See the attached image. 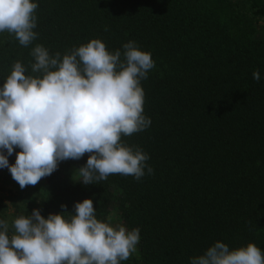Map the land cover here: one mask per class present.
Returning a JSON list of instances; mask_svg holds the SVG:
<instances>
[{
    "label": "trees",
    "instance_id": "16d2710c",
    "mask_svg": "<svg viewBox=\"0 0 264 264\" xmlns=\"http://www.w3.org/2000/svg\"><path fill=\"white\" fill-rule=\"evenodd\" d=\"M33 2L32 44L0 33V86L16 61L37 75L36 44L63 55L92 38L110 51L136 41L155 62L141 81L151 125L122 141L149 155L153 174L146 167L139 181L116 174L84 185L68 170L71 161L84 165L86 153L21 189L0 168V188L14 199L0 200V219L34 208L67 219L77 201L91 198L97 219L108 223L115 209L128 230H140L138 253L121 264H190L217 240L230 249L252 242L264 255V0Z\"/></svg>",
    "mask_w": 264,
    "mask_h": 264
},
{
    "label": "clouds",
    "instance_id": "9594fccd",
    "mask_svg": "<svg viewBox=\"0 0 264 264\" xmlns=\"http://www.w3.org/2000/svg\"><path fill=\"white\" fill-rule=\"evenodd\" d=\"M37 8L33 0H0V33L28 47L38 36ZM30 55L37 75H26L24 64L16 61L0 86V168H7L21 189L50 176L60 162L86 153L87 162L77 168L84 185L116 174L139 181L146 167L153 174L146 165L149 155L122 141L151 125L141 86L155 67L150 52L134 40L110 51L92 38L63 55H50L36 44ZM252 75L260 81L259 70ZM74 209L67 219L64 211L45 218L38 208L15 216L11 224L0 219V264H121L137 251L139 228L97 219L91 198L77 201ZM190 264H264V255L252 242L230 249L217 240L190 257Z\"/></svg>",
    "mask_w": 264,
    "mask_h": 264
},
{
    "label": "rangeland",
    "instance_id": "374dc122",
    "mask_svg": "<svg viewBox=\"0 0 264 264\" xmlns=\"http://www.w3.org/2000/svg\"><path fill=\"white\" fill-rule=\"evenodd\" d=\"M67 162V161H66ZM70 167H69V172L74 175V176H78V169L80 167V165L77 162H70ZM61 166L63 168H65L67 166V163L65 162H60L58 167ZM0 200H3L8 206L12 205L14 203V199L11 198V192L9 191V188L2 190L0 188ZM14 211V209H13ZM26 213H29V210L26 211ZM13 219V218H11ZM9 223H11V220L9 219ZM108 223H110L111 226L114 227H119V226H124L123 221L120 219V215L119 212H117L115 209L111 212V215L109 216L108 219ZM138 253V245H137V251L133 254H137ZM132 254V255H133Z\"/></svg>",
    "mask_w": 264,
    "mask_h": 264
}]
</instances>
